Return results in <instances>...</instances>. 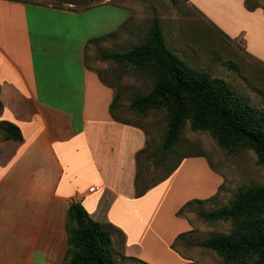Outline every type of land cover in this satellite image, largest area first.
I'll list each match as a JSON object with an SVG mask.
<instances>
[{"label": "crops", "instance_id": "crops-1", "mask_svg": "<svg viewBox=\"0 0 264 264\" xmlns=\"http://www.w3.org/2000/svg\"><path fill=\"white\" fill-rule=\"evenodd\" d=\"M186 1L221 34L241 38L245 54L264 64L263 6L249 10L246 0ZM26 2L0 0V120L16 124L23 135L22 141L0 138V264H65L72 201L114 227L115 254L120 251L129 259L140 255L144 248L130 239L131 224H126L138 214L126 209L154 188L135 194L137 153L149 137L141 126L113 118L115 87L83 60L91 38L79 47V70L66 71L68 90L51 86L42 73L44 33L30 24ZM153 162L145 158L142 170L156 171ZM149 182L146 178L140 184ZM94 185L98 188L90 191Z\"/></svg>", "mask_w": 264, "mask_h": 264}, {"label": "rangeland", "instance_id": "rangeland-1", "mask_svg": "<svg viewBox=\"0 0 264 264\" xmlns=\"http://www.w3.org/2000/svg\"><path fill=\"white\" fill-rule=\"evenodd\" d=\"M26 1L30 24L35 31L44 33L46 64L42 73H47L51 86L62 92L70 87L66 71L79 70V47L84 39L97 38L122 27L107 41H89L83 60L115 87L120 94L119 116L145 128L154 148L162 145L167 130L166 112L151 110L142 114L131 107L135 96L152 88L150 76L146 71L103 59L102 51L121 52L143 41L155 15L161 20L168 47L192 67L225 78L250 103L264 109V64L245 54L241 38L230 39L221 34L186 0L176 3L173 0ZM249 1L264 7V0ZM57 8L68 10L63 12ZM226 61L238 67L231 68ZM200 149L207 156L185 158L169 181H159L142 202L126 209L138 214L126 224H131L130 239L139 240L144 249L130 259L116 252L121 264H225L215 251L192 243L228 233L233 223L206 222L199 218L198 211L228 204L244 186L264 184V168L258 164L254 151L244 149L238 154H229L208 132L191 130L189 121L183 125L180 140L172 148L169 164L174 165L183 156L196 154ZM166 173L157 167L149 174L143 172L141 179L157 181ZM164 185L168 187L160 193ZM218 192L214 201L181 212L188 202L207 199ZM182 233L188 234L180 239Z\"/></svg>", "mask_w": 264, "mask_h": 264}, {"label": "trees", "instance_id": "trees-1", "mask_svg": "<svg viewBox=\"0 0 264 264\" xmlns=\"http://www.w3.org/2000/svg\"><path fill=\"white\" fill-rule=\"evenodd\" d=\"M173 1L176 3L178 0ZM245 3L249 10L260 6L251 4L249 0ZM119 28L89 41L107 40L116 35ZM102 58L146 71L150 76L152 88L133 98L132 109L142 114L151 110L166 112L167 130L161 147L154 148L152 140L148 139L146 147L137 153V196H142L150 187L167 179L185 158L207 156L200 149L196 154L183 156L174 165L169 164L172 148L180 140L182 127L187 121L191 130L208 132L229 154H238L244 149L254 151L258 164L264 168V109L250 103L225 78L192 67L168 47L158 15L151 19L149 33L143 41L121 52L103 50ZM226 62L231 68L238 67L234 62ZM99 77L108 84L100 74ZM119 101L120 94L117 92L110 105L113 118L133 124L119 116ZM1 109L0 101V114ZM143 129L148 135L147 130ZM0 132L3 134L2 140H23L20 128L10 121L0 120ZM145 158L154 161L156 167L167 173L157 181L141 185L144 179H141V175L147 172L142 170ZM219 192L207 199L188 202L181 212L194 205L214 201ZM197 215L206 222L231 221L233 226L228 233L192 244L215 251L225 264H264V184L244 186L228 204L207 211L199 210ZM66 229L68 249L65 264H121L113 248L114 227L93 219L81 202L70 203ZM187 234L182 233L179 238Z\"/></svg>", "mask_w": 264, "mask_h": 264}, {"label": "built area", "instance_id": "built-area-1", "mask_svg": "<svg viewBox=\"0 0 264 264\" xmlns=\"http://www.w3.org/2000/svg\"><path fill=\"white\" fill-rule=\"evenodd\" d=\"M96 188H98L97 186H92L91 188H90V191H94Z\"/></svg>", "mask_w": 264, "mask_h": 264}]
</instances>
